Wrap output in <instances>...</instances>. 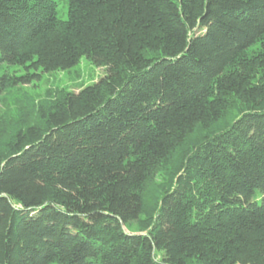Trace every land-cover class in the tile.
<instances>
[{
  "label": "trees",
  "instance_id": "1",
  "mask_svg": "<svg viewBox=\"0 0 264 264\" xmlns=\"http://www.w3.org/2000/svg\"><path fill=\"white\" fill-rule=\"evenodd\" d=\"M58 1L0 0V92L106 73L0 126V264H264V0Z\"/></svg>",
  "mask_w": 264,
  "mask_h": 264
},
{
  "label": "rangeland",
  "instance_id": "2",
  "mask_svg": "<svg viewBox=\"0 0 264 264\" xmlns=\"http://www.w3.org/2000/svg\"><path fill=\"white\" fill-rule=\"evenodd\" d=\"M57 15L66 17V1L57 3ZM19 74L21 71L15 70ZM106 73V67L96 65L82 57L73 67L65 70L41 73L40 78L29 84H10L8 88L0 92V123L4 127L11 119H14L20 108H23L25 95H31L36 100L49 94L57 96L67 91H78L83 86L91 84Z\"/></svg>",
  "mask_w": 264,
  "mask_h": 264
}]
</instances>
